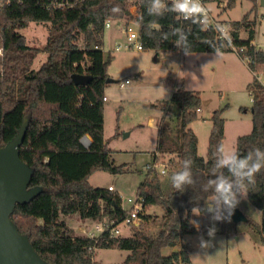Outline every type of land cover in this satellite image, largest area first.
<instances>
[{
    "label": "trees",
    "instance_id": "16d2710c",
    "mask_svg": "<svg viewBox=\"0 0 264 264\" xmlns=\"http://www.w3.org/2000/svg\"><path fill=\"white\" fill-rule=\"evenodd\" d=\"M222 1V0H218ZM253 1V9L258 0ZM1 2V0H0ZM147 0H137L134 14L128 0H83L72 9H49L38 0H10L0 9V146H4L19 131L27 118V130L20 146L22 159L33 168L30 187L38 193L28 202L17 203L12 219L20 232L28 234L35 249L50 264H179L190 262L186 247L162 253V248L176 247L184 234L196 232L189 223L191 209L204 207V193L199 186L175 192L170 176L181 169L182 160L191 157L193 173L206 178L212 167V154L218 144H224L225 122L223 108L213 111L212 127L206 157L198 152V136L190 124L198 116L202 104L199 92L180 88L172 93L169 105L179 107L177 122L172 125L164 115L159 123L158 147L146 165L145 178L138 186L145 208L160 205L164 209V224L152 231L156 216L141 212L138 228L128 237H112L105 230L100 235L76 234L62 219L78 214L82 219L103 222L115 219L119 223L127 214L121 196L113 188L94 186L89 177L98 170L111 173L131 171L128 163L116 164L113 150L104 137L105 86L108 67L113 56L101 48L106 21L136 20L144 49L179 50L175 37L161 39L172 27L190 32V52L235 51L253 72L248 84L252 97V130L236 138L235 149L246 154L259 147L264 150V85L254 75L264 77V49L255 38L256 19L247 12L240 20H231L232 42L222 41L214 28L201 30L191 21L181 22L175 13L163 17L148 16ZM236 0H228L233 8ZM119 6L120 14L111 8ZM142 18V19H141ZM31 22H50L44 46L31 45L20 30ZM247 36L242 37L241 32ZM83 35L85 45L77 41ZM98 45L99 47H95ZM236 47V50L234 49ZM46 54L39 66L35 61ZM92 76L85 84H76L72 74ZM168 103L163 104L168 111ZM120 134L117 125L114 137ZM89 135L85 146L82 137ZM171 155L165 160V155ZM162 161L169 172L166 177L148 166ZM248 198L262 213L260 222L249 223L264 234V170L256 176ZM177 205V206H176ZM90 246L100 249L126 250L121 261L104 263L95 260Z\"/></svg>",
    "mask_w": 264,
    "mask_h": 264
},
{
    "label": "rangeland",
    "instance_id": "374dc122",
    "mask_svg": "<svg viewBox=\"0 0 264 264\" xmlns=\"http://www.w3.org/2000/svg\"><path fill=\"white\" fill-rule=\"evenodd\" d=\"M227 1L222 0L225 4L222 10H219L218 1L210 3V8L214 13L220 12L221 19L228 22L240 20L249 12L250 17L256 19L253 43L263 47L264 7L259 4V0L254 9L252 0H236L233 8L226 7ZM128 4L136 14L137 0H128ZM123 20H112L111 27L105 29L101 46L106 54L113 56L108 73L114 79L105 86L104 137L113 150L114 162L128 163L131 171L115 174L98 170L89 177V182L106 188L111 185L114 192L121 196L123 208L129 211L131 204L128 198L137 197L138 186L145 178L146 165L151 162L152 152L158 147L159 123L162 117L165 115L172 125L177 122L179 107L170 106L168 103L172 93L182 86L200 93L202 104L190 127L198 136V152L204 156L207 153L214 110L224 109L226 146L235 148L236 137L251 132L253 101L248 84L253 80V73L246 61L235 51H219V55L214 57L213 52L209 51H193L186 55L175 49L156 51L127 48L124 46L127 41ZM128 23L138 28L136 20L129 19ZM50 26V22H31L20 32L31 45L42 47ZM112 32L117 35L111 36ZM241 36L246 37V32L242 31ZM77 43L81 47L85 45L83 35L79 36ZM118 44H122L119 50L116 49ZM45 57V53L39 55L34 65L39 66ZM259 78L263 80V75L260 74ZM126 80L129 82L121 86V82ZM166 103L169 105L168 111H165L163 105ZM117 125L120 126V134L114 137ZM164 157L169 160L171 155ZM162 167V164L158 166L159 173ZM168 173L166 170L163 175L166 177ZM239 206L248 218L261 221V210L250 202L248 196ZM144 212L156 216L152 231L163 226V207L149 206ZM61 217L76 234L100 235L103 231V223L100 221L84 220L78 214ZM200 217L204 225L200 226L199 231L184 234L179 244L186 247L191 260H180L179 264H264V234L257 231L248 220L234 222L231 218L230 222H217L212 246L202 250L199 247V238L204 236L207 239L206 230L213 222L207 213ZM137 228L138 226L122 224L121 236L128 237ZM172 250L173 248L166 246L162 248V253L169 255ZM126 254V250L103 249L97 257L104 263L118 262Z\"/></svg>",
    "mask_w": 264,
    "mask_h": 264
},
{
    "label": "clouds",
    "instance_id": "9594fccd",
    "mask_svg": "<svg viewBox=\"0 0 264 264\" xmlns=\"http://www.w3.org/2000/svg\"><path fill=\"white\" fill-rule=\"evenodd\" d=\"M145 7L148 16L163 17L166 13H175L179 18L199 26L201 30L210 27L208 10L202 0H147ZM110 11L112 14H120L122 9L117 5ZM214 30L220 34L222 41L229 40L224 25L216 24ZM190 34L183 27H172L168 32L162 33L161 39L175 37V45L188 55L191 50ZM210 46L214 48V57L218 56L219 49L214 45ZM2 54L0 50V55ZM212 161L206 178L201 179L194 175V161L191 157L184 158L181 169L170 176L175 192L183 193L189 187L199 186L204 193H211L205 198L203 208L196 206L191 209L193 216L207 213L213 222L206 230L207 239L204 236L199 238V247L202 250L212 246L217 232L216 223L230 222L235 208L247 198L250 187L256 182L257 174L264 170V150L254 147L246 154H241L237 149L221 143L216 146ZM189 223L199 231L197 220L192 219Z\"/></svg>",
    "mask_w": 264,
    "mask_h": 264
},
{
    "label": "water",
    "instance_id": "95a60500",
    "mask_svg": "<svg viewBox=\"0 0 264 264\" xmlns=\"http://www.w3.org/2000/svg\"><path fill=\"white\" fill-rule=\"evenodd\" d=\"M259 4L264 7V0H259ZM71 77L76 84L92 80L91 75L82 73H74ZM111 81L114 79L108 77L107 83ZM27 121L26 118L20 131L0 146V264H50L35 249L29 235L20 232L11 217L17 203L28 202L38 193L37 187H30L33 168L20 154ZM85 136L90 139L89 135ZM231 218L234 222L249 219L238 206Z\"/></svg>",
    "mask_w": 264,
    "mask_h": 264
},
{
    "label": "built area",
    "instance_id": "2783aa9c",
    "mask_svg": "<svg viewBox=\"0 0 264 264\" xmlns=\"http://www.w3.org/2000/svg\"><path fill=\"white\" fill-rule=\"evenodd\" d=\"M82 1L83 0H38V3L42 4L43 6L48 7L49 9L58 10V9H72V8L78 6ZM214 1H218V0H202L204 7L208 10L209 24H210L209 28H214L216 24L224 25L227 29L228 37H229V40H226V41L231 43L232 42L231 26H230L228 21H224L219 17L220 12H218V14L214 13L213 10L210 8V3L214 2ZM169 2H170V0H169ZM7 3L10 4V0H1L0 9L3 8L5 6V4H7ZM218 7L220 8L219 10H222V9H224L225 4L222 1H218ZM177 18L181 22L187 21V20H183V19L179 18L178 16H177ZM123 22H124L123 23L124 24L123 31L126 33V41H127L124 46L127 48H133L136 50H144V45L139 38L138 28L134 27L130 23H127L125 20H123ZM111 23H112L111 19L107 20L106 24H105V29L111 27ZM217 34H218L219 38L221 39L220 34L218 32H217ZM95 47H99V46L96 45ZM121 47H122V44H118L116 46V49L119 50ZM258 48L264 49V40H263V47H258ZM234 49L236 50V47H234ZM0 50H2V48H0ZM2 53H3V51H2ZM254 75L264 85V77H263V80H261L259 78L260 74L254 73ZM128 82L129 81L126 80L125 82H121L120 85L125 86V84ZM82 142L85 146H88L90 143V139L86 136H83ZM160 164H162V166H164V167H162V169H160V172L162 174L166 173V167L162 161L155 160L148 167L151 169L157 170L158 166ZM109 188L111 189L112 186H110ZM128 202L131 204V208L129 211H127V214L124 217V219H122L119 223H116L115 219H106L105 221L102 222L103 223V231H105V230L109 231L110 235L112 237H120L121 236L120 227L122 224H125L127 226H132V225L134 226V225L139 224V222L141 220V212L146 211V208L143 204V197H141L140 195H137L136 198H128ZM192 219L197 220L199 222L200 226L204 225V222L200 216H193ZM84 231H86V230H84ZM88 235L94 236V234H88ZM90 250H92V252H94L93 258L95 260H98L99 258L97 256L103 249L97 248L96 246H90Z\"/></svg>",
    "mask_w": 264,
    "mask_h": 264
},
{
    "label": "crops",
    "instance_id": "0c3cea01",
    "mask_svg": "<svg viewBox=\"0 0 264 264\" xmlns=\"http://www.w3.org/2000/svg\"><path fill=\"white\" fill-rule=\"evenodd\" d=\"M219 17H220V15H219ZM220 18H221V17H220ZM222 20H223V19H222ZM224 21H225V20H224ZM113 35H117L116 32H112V33H111V36H113ZM104 37H105V35H104ZM101 46H102V45H101ZM101 48H102V47H101ZM167 51H170V50H167ZM43 60H44V59H43ZM43 60H42V61H43ZM42 61H41V62H42ZM41 62H40V63H41ZM248 68H249V67H248ZM249 69H250V68H249ZM250 71H251V70H250ZM251 72H252V71H251ZM252 73H253V72H252ZM108 74H109V73H108ZM180 88H185V89H186L185 86H182V87H180ZM180 88H179V89H180ZM105 98H106V95H105ZM251 98H252V97H251ZM104 110H105V109H104ZM150 123L153 124V121H150ZM127 134H128V133H127ZM237 137H238V136H237ZM237 137H236V138H237ZM208 140H209V139H208ZM224 143H225V140H224ZM207 149H208V147H207ZM200 155H201V154H200ZM206 155H207V153H206ZM206 155H204V157H206ZM202 156H203V155H202ZM110 186H111V185H110ZM110 186H109V187H110ZM113 190H114V189H113ZM238 206H239V205H238ZM151 207H152V206H151ZM239 207H240V206H239ZM240 208H241V207H240ZM86 219H89V218H86ZM84 220H85V219H84ZM171 248H173L172 251H174L175 248H177V250H179V249L181 248V246L178 245V246H176V247H171ZM126 255H127V254H126Z\"/></svg>",
    "mask_w": 264,
    "mask_h": 264
}]
</instances>
